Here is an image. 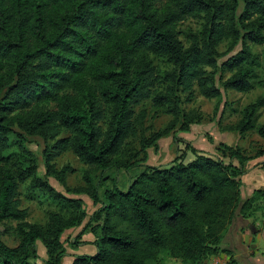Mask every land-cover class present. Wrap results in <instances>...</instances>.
<instances>
[{
	"label": "trees",
	"instance_id": "trees-1",
	"mask_svg": "<svg viewBox=\"0 0 264 264\" xmlns=\"http://www.w3.org/2000/svg\"><path fill=\"white\" fill-rule=\"evenodd\" d=\"M187 17L199 19L200 27L186 31L184 45L176 26ZM225 39L230 40L228 49L238 40L242 45L218 63L216 47ZM244 40L264 43V0H0V221L15 222L17 239L14 246L0 239V264H39L37 241L46 255L42 264H61L60 237L84 218L82 199L65 196L46 179L63 182L71 168L55 170L52 160L65 151L89 170L141 166L125 190L113 184L101 199L89 171L82 174L84 186L73 192L98 204L89 216L98 234L95 252L74 254L70 264H146L161 250L191 264L226 252L228 264H241L221 241L235 217L244 218L254 201L264 197L260 189L240 194L244 163L264 149L246 156L237 145L219 142L214 156L190 147L194 157L187 162L175 158L163 166L140 161L158 138L175 128L186 132L197 122L198 112L183 107L195 91L216 99L217 113L219 69L229 72L217 76L224 89L252 88L253 55ZM153 58L169 68L157 70ZM262 80L256 81L264 86ZM144 100L153 116H170L147 139L142 132L147 111L134 110ZM263 106L264 96L239 111L229 104L228 113L238 118L225 129L240 137L254 129L264 140V121L256 124ZM26 135H37L45 144L42 177L34 174ZM135 137L139 148L132 156H142L137 163L129 161L126 151ZM27 180L31 193L58 206L43 224L26 221L27 208L18 196Z\"/></svg>",
	"mask_w": 264,
	"mask_h": 264
},
{
	"label": "rangeland",
	"instance_id": "rangeland-1",
	"mask_svg": "<svg viewBox=\"0 0 264 264\" xmlns=\"http://www.w3.org/2000/svg\"><path fill=\"white\" fill-rule=\"evenodd\" d=\"M242 3L239 1L237 7V14L241 9ZM200 27V20L187 17L180 21L176 26L177 37L181 42L186 45L185 33L187 30L196 31ZM244 43L249 46V49L253 55L254 71L256 78L259 80L264 79V43H256L249 40H244ZM242 45L241 40L231 48L230 40L225 39L221 41L216 49L220 53L218 63L225 58L237 53ZM154 66L157 70L162 71L169 68L162 59L153 58ZM209 70V68L207 69ZM229 75L227 71H221L220 69L215 74V84L219 88L222 98L218 106L217 113H213V107L216 103V99H208L202 97L195 91L194 98L191 102L183 103L184 109H192L198 112L197 122L191 123L186 132H182L178 129L171 130L167 135L158 138L154 145H149L145 148V158L140 161V164L149 165H168L175 158L187 162L191 160L194 155L190 150V147L198 150L201 153L209 156L218 155V152L214 149L217 142L223 141L229 146L237 145L240 150L246 156H253L255 151L264 149V140L257 135L254 129L247 131L242 137L233 130L225 129V126L233 124L237 118V113H228V105L239 111L246 103L254 100L258 96H264V86L256 81V78L251 79L252 88L246 92H237L231 89H224L218 82L217 76L225 78ZM263 81V80H262ZM257 82V83H256ZM226 105L225 113L222 117L218 112L222 108L223 102ZM141 107H144L147 111V116L144 120V138H149L153 132L161 129L169 121L170 116L166 114L157 113L153 116V110L150 107L149 100H144L141 104L135 106L134 110L137 112ZM264 121V106L260 107L257 111L256 124ZM16 131L21 132L15 128ZM192 144V145H191ZM25 146L31 153L35 161V173L38 177H42L44 174V164L42 152L45 148L43 140L37 135H26ZM139 148V138L135 137L130 140L126 151L127 158L130 162H138L141 159V153L139 155L132 156ZM252 159V160H251ZM248 159L243 168L244 173L240 175V180L247 172V168L253 165V158ZM259 159V158H258ZM255 159V160H258ZM224 162H227V158H223ZM235 163V161L233 160ZM54 169L59 170L63 166H69L71 170L65 173L64 180L60 183L55 178L48 176L46 179L48 183L57 191L61 192L65 196L81 198L83 201L84 218L78 226H73L66 229L60 240L64 248V256L62 257L61 264H67L74 254L93 253V241L98 234V225L95 221H89V216L92 211L98 206L93 204L90 198L84 193H75L74 189L84 186L82 180V174L88 170L92 183L97 186L99 198H102V192L104 189L110 188L113 184L121 190H125L126 186L134 175L141 169L140 165L134 166L129 170L123 169H107V170H89V168L80 162L70 151L60 153L52 160ZM139 164V163H138ZM263 164V162L261 163ZM244 187H241V197H245ZM19 199L22 207L27 208L26 221L29 223L43 224L46 220V215L49 211H57L58 206L43 195L37 193H31L28 187V180L19 186ZM253 210L248 211L244 218L235 217L234 221L225 231L221 241V246L231 251L232 257L241 264H256L254 259L264 261V197H259L253 203ZM248 225L252 226L254 230L251 232ZM15 222L10 220L0 221V239L8 246H14L17 242L14 233ZM241 229L240 234L237 230ZM250 237L252 240L249 245ZM42 245L37 241V253L43 255L46 258L45 252L43 253ZM222 258L218 262L213 264H228L229 255L226 252H220ZM216 254V255H218ZM38 255V256H40ZM208 257H205L204 264H208ZM37 263L42 264V260L39 257L35 260ZM212 262V260H210ZM146 264H191L189 262H182L178 258L170 257L166 251L161 250L154 261Z\"/></svg>",
	"mask_w": 264,
	"mask_h": 264
},
{
	"label": "crops",
	"instance_id": "crops-1",
	"mask_svg": "<svg viewBox=\"0 0 264 264\" xmlns=\"http://www.w3.org/2000/svg\"><path fill=\"white\" fill-rule=\"evenodd\" d=\"M219 142H222V143H225L223 141H219ZM217 142V144L219 143ZM216 144V146H217ZM192 145V144H191ZM228 145V144H226ZM215 146V147H216ZM193 147V145H192ZM214 147V149H215ZM217 155V154H215ZM253 160L255 162H253V165L256 164L255 166H249L247 168V172L246 174L244 175V177L241 179V182L243 184V187H244V190L246 191L245 193L246 194H249L252 190H257V189H260V190H263L264 191V153L260 156H257V157H252ZM259 158V159H258ZM255 159H258V160H255ZM252 160V159H251ZM263 162V164H261ZM234 163V162H233ZM245 170V169H244ZM244 173V172H243ZM239 230V229H238ZM254 231V230H253ZM251 231V232H253ZM249 239V245L251 244V238L248 237ZM93 245V244H92ZM93 248H94V245H93ZM43 251L44 253V249L41 250ZM95 252V248H94V251L93 253ZM93 253H90V254H93ZM79 254H83V253H79ZM40 255V254H38ZM40 258H43V255H40L39 256ZM222 258V254H218V255H210L209 256V259H208V264H213V262H218V260ZM264 258V257H263ZM72 259V258H71ZM71 259H70V262L68 261L67 264H70L71 263ZM210 260H212V262H210ZM255 263L256 264H264V261L263 260H258V259H254ZM205 260H203V264H204Z\"/></svg>",
	"mask_w": 264,
	"mask_h": 264
},
{
	"label": "water",
	"instance_id": "water-1",
	"mask_svg": "<svg viewBox=\"0 0 264 264\" xmlns=\"http://www.w3.org/2000/svg\"><path fill=\"white\" fill-rule=\"evenodd\" d=\"M248 227L250 228V230H251V231H253V229H252V226H251V225H248Z\"/></svg>",
	"mask_w": 264,
	"mask_h": 264
}]
</instances>
